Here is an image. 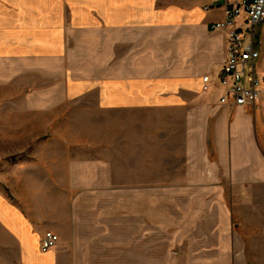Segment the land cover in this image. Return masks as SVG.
<instances>
[{"label":"crops","instance_id":"1","mask_svg":"<svg viewBox=\"0 0 264 264\" xmlns=\"http://www.w3.org/2000/svg\"><path fill=\"white\" fill-rule=\"evenodd\" d=\"M225 1L241 0H0V86L18 88L30 109L83 101L102 116L182 112L177 165L163 150L164 130L128 137L100 119L90 122L101 129L97 138L54 136L66 145L57 153L66 179L52 191L64 198L49 205L27 199L9 206L14 221L0 218L19 241L23 264H58V253H41L39 241L48 231L73 237L82 216L75 192L95 200L120 193L121 201L124 191L171 190L172 173L182 192L264 191V84L254 108H231L220 103L223 89L203 90V77L215 78L226 57V35L214 29L225 19ZM210 4L219 6L204 9ZM256 42V69L264 78V22ZM153 121V130L171 126ZM108 128L113 135L105 134ZM77 144L88 151H76ZM126 159L129 187L114 177L125 166L116 161ZM204 249L196 255L216 259L201 264H264V246L225 248L222 258L215 248Z\"/></svg>","mask_w":264,"mask_h":264},{"label":"rangeland","instance_id":"2","mask_svg":"<svg viewBox=\"0 0 264 264\" xmlns=\"http://www.w3.org/2000/svg\"><path fill=\"white\" fill-rule=\"evenodd\" d=\"M18 91L0 86V218L14 221L9 206L18 208L27 199L49 205L64 198L62 192L52 191V185L66 179L57 159L66 145L53 137L97 138L101 129L90 127L94 120L115 123L119 125L117 134L128 137L133 132L146 136L164 130L163 150L170 153L171 165L180 163L182 112L102 116L88 111V103L83 101L52 111L32 110ZM160 119L171 126L153 130V120ZM132 122L139 127L133 129ZM110 133L114 131L108 128L105 134ZM76 146L78 152L88 151L80 144ZM116 162L125 166L118 169L123 173L121 178L117 174L114 177L129 187V160ZM155 170L156 174L161 172ZM171 171L180 173L179 169ZM170 177L169 191H124L121 201L120 193L95 200L98 197L90 193L75 192L73 198L82 216L72 238H66L70 236L67 232L63 233L65 238L55 233L59 243L53 250L58 253V264H201L203 259H216L196 255L204 248H215L217 258H222L225 248L264 246V239H260L264 234V191L182 192L175 189L182 185L173 182L179 177L173 173ZM163 178L167 177L159 175ZM4 206L8 208L5 213ZM0 264H23L19 241L3 227L1 219Z\"/></svg>","mask_w":264,"mask_h":264},{"label":"built area","instance_id":"3","mask_svg":"<svg viewBox=\"0 0 264 264\" xmlns=\"http://www.w3.org/2000/svg\"><path fill=\"white\" fill-rule=\"evenodd\" d=\"M219 5L210 4V10ZM220 7L225 13L224 21L214 25V29L226 35V57L215 78L203 77V90L211 87L224 90L220 103L231 108L256 107L261 98L264 78L257 73L256 63L260 53L256 49L259 26L264 22V0L225 1ZM59 243V237L47 232L40 241V252L48 253Z\"/></svg>","mask_w":264,"mask_h":264}]
</instances>
